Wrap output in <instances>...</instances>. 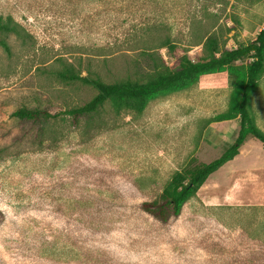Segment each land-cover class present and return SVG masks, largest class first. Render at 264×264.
<instances>
[{
    "label": "rangeland",
    "instance_id": "obj_1",
    "mask_svg": "<svg viewBox=\"0 0 264 264\" xmlns=\"http://www.w3.org/2000/svg\"><path fill=\"white\" fill-rule=\"evenodd\" d=\"M8 17L21 33L0 32V264H264L262 166L252 188L241 163L210 176L167 222L142 208L174 171L233 142L232 126L205 123L227 108L229 73L205 74L140 114L106 102L75 118L64 111L95 90L55 74L61 57L112 82L133 74L142 51L175 68L201 56L211 33L220 49L246 44L264 24V0H0ZM263 92L264 72L252 105ZM21 106L55 117L18 120ZM247 139L242 148H255Z\"/></svg>",
    "mask_w": 264,
    "mask_h": 264
},
{
    "label": "trees",
    "instance_id": "obj_2",
    "mask_svg": "<svg viewBox=\"0 0 264 264\" xmlns=\"http://www.w3.org/2000/svg\"><path fill=\"white\" fill-rule=\"evenodd\" d=\"M18 28V24L11 18H0V32L20 35ZM167 44L168 42H164L162 46ZM141 56V61L139 58L133 60V74L112 82H105L99 76L91 75L89 70L87 75L82 76L73 63L60 57L58 60L63 62V67L55 71V74L61 81L80 82L95 90V94L87 102L64 112L75 118L93 113L108 102L116 114L121 111L140 114L152 99L184 90L205 74L227 72L234 80L226 110L205 119L207 125L238 119L239 128L233 142L209 162H199L174 171L158 198L142 203V208L147 213L167 222L170 218L180 215L186 201L196 195L213 172L238 154L247 136L264 144V131L255 124L250 107L251 95L264 72V24L254 39L230 49H220L218 36L211 33L202 43L201 56L191 60L187 55H183L175 68L169 67L154 51H142ZM245 58L249 61L244 66L236 64ZM12 115L18 120L33 122L55 117V114H50L46 109L26 106L17 108Z\"/></svg>",
    "mask_w": 264,
    "mask_h": 264
},
{
    "label": "crops",
    "instance_id": "obj_3",
    "mask_svg": "<svg viewBox=\"0 0 264 264\" xmlns=\"http://www.w3.org/2000/svg\"><path fill=\"white\" fill-rule=\"evenodd\" d=\"M250 107H251V111L254 115L255 124L261 130L264 131V92H263V94H260V96L257 99H255L253 105L251 104V98H250ZM232 122H235V124H232ZM236 122H237V124H236ZM212 123H214V122H212ZM212 123H210V124H212ZM215 123H223V124H227L229 126H232L234 128V131H236V130L238 131V128H239L238 119L226 120V121L215 122ZM236 133H235V136H236ZM247 140H251V141H249L248 145L250 143L255 144V148H251V147L246 145L243 149L242 148L243 145H241V147L239 148L238 154H236L231 160L227 161L222 166H220L210 176H212V175L215 176L217 174H220L222 171H225L227 168H230V167L232 168L236 164L241 163L242 166H240V170H242L244 172V188H252V187L256 186L257 182L260 180H258V177L256 176V174L254 172V170H255L254 166L258 165V166L264 167V160L261 158L262 153H264V144H262L261 142H259L255 138H254V140L253 139H247ZM244 142H246V139ZM241 156L244 160L242 162H240ZM249 157H251L250 160H249ZM255 158H256V161H254ZM231 177L227 176L225 178H226V180L229 181ZM230 181H232V180H230ZM251 194L252 193H248L246 195V197H245L246 199H244V201H248V202L256 201V197L254 195H251Z\"/></svg>",
    "mask_w": 264,
    "mask_h": 264
}]
</instances>
